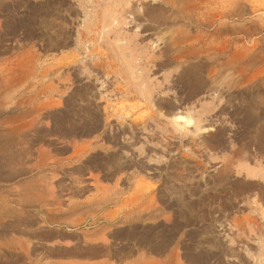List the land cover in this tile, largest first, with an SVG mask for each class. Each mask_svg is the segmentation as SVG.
<instances>
[{"label":"rangeland","instance_id":"374dc122","mask_svg":"<svg viewBox=\"0 0 264 264\" xmlns=\"http://www.w3.org/2000/svg\"><path fill=\"white\" fill-rule=\"evenodd\" d=\"M0 264H264V0H0Z\"/></svg>","mask_w":264,"mask_h":264},{"label":"bare ground","instance_id":"6f19581e","mask_svg":"<svg viewBox=\"0 0 264 264\" xmlns=\"http://www.w3.org/2000/svg\"><path fill=\"white\" fill-rule=\"evenodd\" d=\"M140 2L142 1V0H139ZM174 1H177V0H174ZM132 2H134V1H132ZM137 1H135L134 3H136ZM79 6L81 7L82 5L81 4H79ZM131 6V5H130ZM111 7V6H110ZM133 7V6H132ZM115 8V7H114ZM134 9V8H133ZM128 11H131V9L129 8V9H127ZM142 16L144 17L145 15H144V12H142ZM102 17V16H101ZM139 17H140V15H139ZM102 19H104V17H102ZM100 20V19H99ZM119 22H121V20H117V23H119ZM114 28V27H113ZM115 30H116V27H115ZM176 118L177 119H182V121H183V123H185V124H189V123H191V118L190 117H188V116H176ZM191 119V120H190ZM177 121H180V120H177ZM117 186V185H116ZM120 186V185H119ZM153 199V198H152ZM151 199V200H152ZM150 201V200H149ZM151 202V201H150ZM152 203V202H151ZM154 203V202H153ZM149 204V203H148ZM141 209V208H140ZM138 215V214H137ZM154 250V249H153Z\"/></svg>","mask_w":264,"mask_h":264}]
</instances>
